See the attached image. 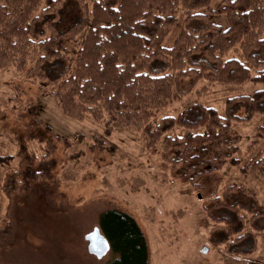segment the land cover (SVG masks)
I'll list each match as a JSON object with an SVG mask.
<instances>
[{"label":"trees","instance_id":"obj_1","mask_svg":"<svg viewBox=\"0 0 264 264\" xmlns=\"http://www.w3.org/2000/svg\"><path fill=\"white\" fill-rule=\"evenodd\" d=\"M0 0V69L53 87L63 113L90 118L104 132L141 130L147 148L161 144V159L173 177L198 188L204 175L216 178L231 160L242 173L264 180V153L234 159L239 136L233 123L260 117L250 151L264 141V89L225 100L223 115L201 103L176 115L157 113L193 91L201 80L239 86L264 85V0ZM207 7L208 13L199 11ZM179 9L184 25L171 47L162 45ZM211 16L224 17L225 28ZM232 50L235 55L227 57ZM179 130V133L176 131ZM55 148L52 134L33 136ZM26 149L22 168L8 172L6 196L24 193L50 177L49 162ZM8 158L0 155V165ZM228 187L202 212L213 228L209 241L225 254L244 257L257 249L264 231V203ZM243 191V192H242ZM101 239L112 250L106 264H149L145 236L136 220L116 209L100 214Z\"/></svg>","mask_w":264,"mask_h":264},{"label":"rangeland","instance_id":"obj_2","mask_svg":"<svg viewBox=\"0 0 264 264\" xmlns=\"http://www.w3.org/2000/svg\"><path fill=\"white\" fill-rule=\"evenodd\" d=\"M220 2L210 0L209 7ZM199 11L208 13V8ZM175 17L164 47L173 45L184 25L181 9ZM211 19L227 26L224 17ZM227 54L235 55L232 50ZM260 89L263 84L251 81L233 86L201 80L189 94L161 109L156 120L178 114L191 102L223 115L227 98ZM53 91L12 67L0 69V155L8 158L0 165V264H106L113 252L101 239L99 218L107 209L136 220L146 239L149 264H264V231L257 234L253 254L229 256L224 246L209 241L213 224L202 212L228 187L238 193L237 187L243 188L264 203L262 178L242 173L228 160L216 178L200 177L198 188L182 183L161 159L160 143L150 149L141 130L115 129L106 134L102 123L69 118ZM259 119L233 123L239 136L234 159L264 153L262 140L247 149ZM41 133L59 138L46 158L47 144L32 138ZM25 149L49 162L50 177L32 182L24 193L6 196L4 178L23 167Z\"/></svg>","mask_w":264,"mask_h":264},{"label":"water","instance_id":"obj_3","mask_svg":"<svg viewBox=\"0 0 264 264\" xmlns=\"http://www.w3.org/2000/svg\"><path fill=\"white\" fill-rule=\"evenodd\" d=\"M203 253H205L206 252V248H202V250H201Z\"/></svg>","mask_w":264,"mask_h":264}]
</instances>
